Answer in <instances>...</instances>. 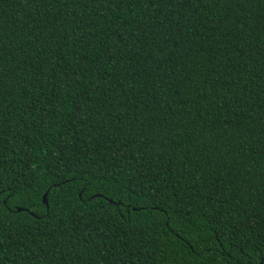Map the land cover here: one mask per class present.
Returning a JSON list of instances; mask_svg holds the SVG:
<instances>
[{"label":"trees","instance_id":"obj_1","mask_svg":"<svg viewBox=\"0 0 264 264\" xmlns=\"http://www.w3.org/2000/svg\"><path fill=\"white\" fill-rule=\"evenodd\" d=\"M0 264H264V0H0Z\"/></svg>","mask_w":264,"mask_h":264},{"label":"water","instance_id":"obj_2","mask_svg":"<svg viewBox=\"0 0 264 264\" xmlns=\"http://www.w3.org/2000/svg\"><path fill=\"white\" fill-rule=\"evenodd\" d=\"M43 202L46 203V193L43 195ZM20 210V209H18Z\"/></svg>","mask_w":264,"mask_h":264}]
</instances>
